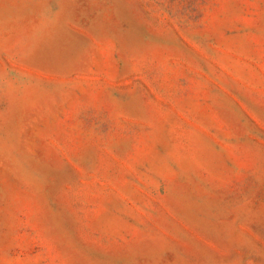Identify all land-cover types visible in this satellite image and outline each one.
<instances>
[{"label":"rangeland","instance_id":"rangeland-1","mask_svg":"<svg viewBox=\"0 0 264 264\" xmlns=\"http://www.w3.org/2000/svg\"><path fill=\"white\" fill-rule=\"evenodd\" d=\"M0 264H264V0H0Z\"/></svg>","mask_w":264,"mask_h":264}]
</instances>
